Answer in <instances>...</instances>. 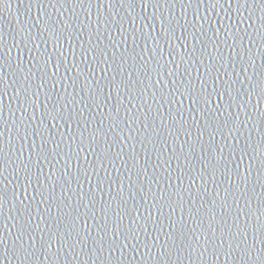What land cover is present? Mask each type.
<instances>
[{"label": "water", "instance_id": "95a60500", "mask_svg": "<svg viewBox=\"0 0 264 264\" xmlns=\"http://www.w3.org/2000/svg\"><path fill=\"white\" fill-rule=\"evenodd\" d=\"M0 264H264V0H0Z\"/></svg>", "mask_w": 264, "mask_h": 264}]
</instances>
